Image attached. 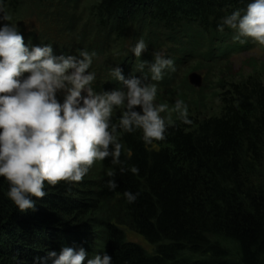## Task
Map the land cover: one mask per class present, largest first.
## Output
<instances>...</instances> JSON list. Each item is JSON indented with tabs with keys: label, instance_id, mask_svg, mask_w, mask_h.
Segmentation results:
<instances>
[{
	"label": "trees",
	"instance_id": "1",
	"mask_svg": "<svg viewBox=\"0 0 264 264\" xmlns=\"http://www.w3.org/2000/svg\"><path fill=\"white\" fill-rule=\"evenodd\" d=\"M250 2L4 0L8 20L0 13V26L16 25L26 45L51 44L65 56L96 52L102 77L93 83L95 91L121 87L112 67L125 78L156 83L155 102L168 105L161 115L173 126L164 141L146 146L142 132L119 130L123 109H115L122 163L111 157L95 162L75 186L45 182L47 195L33 198L35 212L20 213L0 177V264H32L64 247L83 248L87 258L106 253L112 264H264V64L253 60L244 72L231 62L253 48L264 55V46L234 41L227 27L217 30L225 16L243 13ZM33 15L41 18L37 32L19 27ZM140 38L148 51L136 58L130 47ZM161 48L176 70L155 82L147 68L137 69ZM193 71H203L198 88L187 79ZM176 100L188 105L191 125L180 121ZM132 166L138 175L128 170ZM109 172L115 173V191L107 188ZM125 191L139 193L135 203L126 201ZM126 229L151 250L128 240Z\"/></svg>",
	"mask_w": 264,
	"mask_h": 264
},
{
	"label": "clouds",
	"instance_id": "2",
	"mask_svg": "<svg viewBox=\"0 0 264 264\" xmlns=\"http://www.w3.org/2000/svg\"><path fill=\"white\" fill-rule=\"evenodd\" d=\"M0 13L8 20L4 0H0ZM225 27L234 31V41L243 44L250 39L264 46V0H253L243 13L236 10L225 16L217 30L223 32ZM147 51L143 38L130 47L136 58ZM96 55L87 50L56 55L51 44L26 45L16 25L0 26V177L8 182L7 197L22 214L37 211L36 199L47 195L45 182L75 186L95 162L111 157L114 164L122 163L124 145L112 123L115 109H123L119 130L142 132L146 146L164 141L168 127L173 126L170 117L161 115L168 105L155 102L157 84L146 82L147 77L125 78L120 67H112L110 75L121 87L95 91L97 77L90 68ZM152 55L153 61H142L137 69L143 73L147 68L151 81L160 82L167 71L176 70L164 50ZM60 93L62 103L57 98ZM174 111L183 124L193 123L183 100H176ZM131 154L127 150L129 158ZM128 170L139 174L135 166ZM107 175V188L115 191V173ZM123 195L132 204L139 193L125 191ZM87 257L83 248L64 247L59 253L48 251L45 257L34 258L32 264H83ZM87 264H112V258L97 254L87 258Z\"/></svg>",
	"mask_w": 264,
	"mask_h": 264
},
{
	"label": "rangeland",
	"instance_id": "3",
	"mask_svg": "<svg viewBox=\"0 0 264 264\" xmlns=\"http://www.w3.org/2000/svg\"><path fill=\"white\" fill-rule=\"evenodd\" d=\"M40 19L41 18L36 17V15H33L30 18L21 22L19 24V27L24 29V31H26V32H30V31L31 32L32 31L37 32L41 27L40 26L41 24L39 23ZM161 50L165 51V48H161ZM253 60H258L264 64V55L261 53V51H259L256 48L241 52L240 54L235 55L231 58V62L233 63L235 69L236 70H242L244 72H249L250 68L247 66V64H248V62H251ZM100 63H101L100 59H97V61H93V64L90 68V71H94L96 73V77H98V78L102 77V74L100 75L97 72V67H96V66H99ZM198 73L201 75L202 81H203V71L202 72L199 71ZM187 79H188V77H187ZM188 82H189V80H188ZM57 98L60 100L61 103L63 102V94L62 93L58 94ZM126 236H127L128 240L142 245L147 250H151L150 245L141 236H139L137 233H135L129 229H126Z\"/></svg>",
	"mask_w": 264,
	"mask_h": 264
},
{
	"label": "water",
	"instance_id": "4",
	"mask_svg": "<svg viewBox=\"0 0 264 264\" xmlns=\"http://www.w3.org/2000/svg\"><path fill=\"white\" fill-rule=\"evenodd\" d=\"M188 80H189V83L193 86V87H200L201 84H202V77L201 75L196 72V71H193V72H190L188 74Z\"/></svg>",
	"mask_w": 264,
	"mask_h": 264
}]
</instances>
